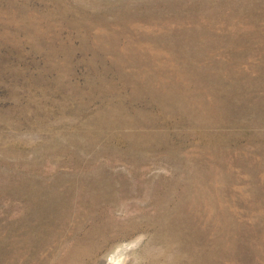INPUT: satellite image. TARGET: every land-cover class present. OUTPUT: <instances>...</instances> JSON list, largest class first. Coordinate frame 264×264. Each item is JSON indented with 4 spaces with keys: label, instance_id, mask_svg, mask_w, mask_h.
I'll list each match as a JSON object with an SVG mask.
<instances>
[{
    "label": "rangeland",
    "instance_id": "374dc122",
    "mask_svg": "<svg viewBox=\"0 0 264 264\" xmlns=\"http://www.w3.org/2000/svg\"><path fill=\"white\" fill-rule=\"evenodd\" d=\"M0 264H264V0H0Z\"/></svg>",
    "mask_w": 264,
    "mask_h": 264
}]
</instances>
